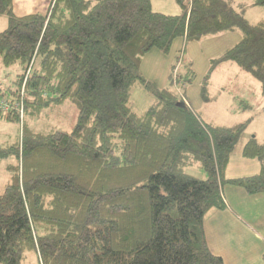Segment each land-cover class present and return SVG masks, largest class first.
<instances>
[{"label": "trees", "instance_id": "trees-1", "mask_svg": "<svg viewBox=\"0 0 264 264\" xmlns=\"http://www.w3.org/2000/svg\"><path fill=\"white\" fill-rule=\"evenodd\" d=\"M175 2L179 14L166 15L150 0H52L45 14L17 17L12 0H0L1 63L20 67L7 96L27 116L13 142H0L8 174L0 264H21L28 252L39 264H223L207 245L204 217L224 208L225 185L264 194V141L251 137L241 148L258 172L227 179L246 123H204L180 88L155 89L156 100L137 114L131 89L149 88L139 74L149 50L237 29L240 40L213 65H237L264 95V19L248 23L244 5L237 11L231 0ZM170 78L177 85V69ZM66 103L76 109L69 130L29 127ZM0 121L20 123L13 110ZM192 165L204 179L186 172Z\"/></svg>", "mask_w": 264, "mask_h": 264}, {"label": "rangeland", "instance_id": "rangeland-1", "mask_svg": "<svg viewBox=\"0 0 264 264\" xmlns=\"http://www.w3.org/2000/svg\"><path fill=\"white\" fill-rule=\"evenodd\" d=\"M231 2L237 11L239 2L244 5L242 16L248 23L253 24L264 19V6H252L250 0ZM151 4L153 11L166 15L180 12L175 0H152ZM6 27L7 19L2 16L0 32ZM240 38L241 32L235 29L224 31L223 34L207 35L199 40L186 41L184 37H179L173 40L166 52L149 50L142 56L139 66V74L149 83V88L146 90L136 83L130 95L132 109L141 114L156 100L152 93L155 89L167 88L177 92L180 88L191 110L204 123L228 128L246 123L230 156L226 168L230 171L239 169L240 151L244 142L251 137H255L258 142L264 141V95L260 84L235 64L224 62L213 65L221 54L234 46ZM176 68L180 80L174 85L170 77ZM19 72L18 65L4 67L0 59V91L5 94L1 97L16 100L7 95L9 88L14 89L13 82ZM181 81L186 84L185 87H182ZM49 116L48 119L41 117L37 122L28 120V125L36 130H48L51 127L69 130L70 120L74 118L75 121L76 109L66 103ZM21 120L22 122L27 120L24 112ZM20 125L21 121L20 123L0 121V142H13L19 134ZM5 164V161L0 162V193L8 181ZM186 172L199 179L205 178V172L198 165L187 167ZM21 264H39L36 253H26Z\"/></svg>", "mask_w": 264, "mask_h": 264}, {"label": "crops", "instance_id": "crops-1", "mask_svg": "<svg viewBox=\"0 0 264 264\" xmlns=\"http://www.w3.org/2000/svg\"><path fill=\"white\" fill-rule=\"evenodd\" d=\"M51 2L12 0V9L17 17L45 14ZM240 160L239 169L225 170V178L251 176L258 172L257 161L242 156ZM222 197L224 208L210 210L204 217V233L210 251L220 256L223 264H264V194L250 195L239 187L225 185Z\"/></svg>", "mask_w": 264, "mask_h": 264}, {"label": "built area", "instance_id": "built-area-1", "mask_svg": "<svg viewBox=\"0 0 264 264\" xmlns=\"http://www.w3.org/2000/svg\"><path fill=\"white\" fill-rule=\"evenodd\" d=\"M175 77L176 70L173 72V78L175 79ZM180 97L185 103V105H188L185 97L182 94L180 95ZM12 110L15 111V113L18 115L19 121H21L22 123L21 118L23 117V104L20 101L13 102L12 100L7 99L6 97H0V113L6 115L12 112Z\"/></svg>", "mask_w": 264, "mask_h": 264}]
</instances>
